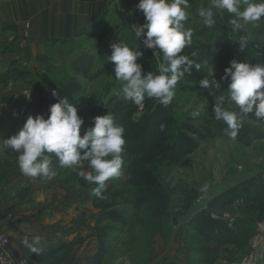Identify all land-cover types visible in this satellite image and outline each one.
I'll return each mask as SVG.
<instances>
[{
    "label": "rangeland",
    "instance_id": "374dc122",
    "mask_svg": "<svg viewBox=\"0 0 264 264\" xmlns=\"http://www.w3.org/2000/svg\"><path fill=\"white\" fill-rule=\"evenodd\" d=\"M208 2L190 0L185 24L193 30V44L184 53L202 68L193 67L191 75L181 79L167 109L176 120V129L191 124L198 131L209 128L211 132L201 139L185 130L197 146L178 161H142L145 124L159 101L146 98L140 107L117 96L122 82L115 79L114 66L106 61L110 45L122 41L143 52L138 63L144 73L158 74L159 64L164 62L162 52L155 60L134 39L133 25L145 23L144 14L136 8L139 0H111L85 32L66 40L33 42L28 51L15 55L11 64H0L3 139L17 134L30 116L20 110L31 101V88L41 82L43 74L56 81L74 77L85 87L78 108L84 118L81 135L93 126V117L110 112L116 101L129 102L122 120L116 122L124 127L127 141L122 175L106 182L103 198L92 194L95 185L73 170L59 167L55 157L56 176L33 181L21 173L18 152L6 149L0 153V205L41 203L45 214L55 208L56 217H63L62 227L59 221L57 224L58 237H45L44 251L32 253L30 260L35 258L39 264H95V257L103 252L99 264H264V120L248 114L233 140L225 131L227 125L217 121L212 112L215 95L225 97L226 109L239 112L228 98L230 79H222L224 69L233 59L264 63V55H260L264 54V19L247 26L253 38L241 48L227 13L217 14L213 28L203 24L197 13ZM82 53L94 57L93 79L71 72V62ZM192 53L196 55L192 57ZM9 66L10 71H6ZM210 67L220 85L211 90L214 95L199 84ZM141 167L152 170L154 184L129 183V172ZM110 212L119 213L121 219L106 217ZM61 244L65 246L49 252Z\"/></svg>",
    "mask_w": 264,
    "mask_h": 264
},
{
    "label": "clouds",
    "instance_id": "9594fccd",
    "mask_svg": "<svg viewBox=\"0 0 264 264\" xmlns=\"http://www.w3.org/2000/svg\"><path fill=\"white\" fill-rule=\"evenodd\" d=\"M136 8L144 14L145 23L133 25L134 39L142 40L146 49L162 52L164 62L159 64L158 74L154 71L144 73L142 64L138 63L142 51L122 41L112 43L106 61L113 64L115 79L122 82V88L115 94L140 107L146 98H155L167 107L173 102L181 79L186 74L191 75L193 67L202 68L201 63L184 53L193 44V30L185 27L190 0H139ZM218 13L229 15L231 30L239 35L240 46L244 48L253 38L246 31L247 26H255L264 19V0H209L197 14L207 28H213ZM195 55L191 54L192 57ZM222 79H230L228 98L239 112L226 109L222 95H215L212 112L217 121L227 125V135L235 140L245 116L254 113L255 117L264 120V63L233 59L224 69ZM199 84L209 89L210 95H214L211 90L220 88L212 67ZM56 94L53 91V95ZM49 111L47 119L43 115L29 116L17 134L0 138V153H5L6 149L18 152L21 173L33 181L38 178L51 180L56 176L55 157L59 167L71 169L88 184L95 185L92 194L103 198L106 182L122 175V154L127 142L124 127L115 123L113 115L107 112L93 117V126L84 129L81 135L84 118L66 97L52 104ZM22 243L32 253L44 251L39 235L31 240L26 237Z\"/></svg>",
    "mask_w": 264,
    "mask_h": 264
},
{
    "label": "crops",
    "instance_id": "0c3cea01",
    "mask_svg": "<svg viewBox=\"0 0 264 264\" xmlns=\"http://www.w3.org/2000/svg\"><path fill=\"white\" fill-rule=\"evenodd\" d=\"M110 1L0 0V64L8 66L15 55L28 51L33 42L66 40L85 32L97 22ZM42 205H0V232L10 237L6 251L13 259L31 258L32 252L22 243L26 237H58L57 224L59 221L62 227L63 217H56L55 208L45 214ZM30 261L39 264L35 258Z\"/></svg>",
    "mask_w": 264,
    "mask_h": 264
},
{
    "label": "trees",
    "instance_id": "16d2710c",
    "mask_svg": "<svg viewBox=\"0 0 264 264\" xmlns=\"http://www.w3.org/2000/svg\"><path fill=\"white\" fill-rule=\"evenodd\" d=\"M93 64L94 57L91 54L82 53L71 62L70 69L74 76L79 75L85 79H93L96 76V74L91 72ZM10 69L9 66L6 71H10ZM18 74L21 75L22 72L20 71ZM53 91L57 93L55 96L53 95ZM84 93L85 87L74 77L56 81L49 75L43 74L41 75V82L34 83L31 88V101L25 104L24 113L32 117L43 115L47 119L50 115L49 109L52 104L66 97L70 104L79 108L81 106L79 98ZM128 107L129 102L123 99L115 102L109 112L113 115L115 123L122 120L124 111ZM161 125H163V131H161ZM185 130L197 134L201 139L211 132L209 128L198 131L191 124H183L180 128L176 129V120L168 112L167 107L157 103L151 112L148 122L145 124V135L141 150L142 161L150 164L155 159L170 161L182 159L197 146V142L184 133ZM129 173V183L135 186L154 184L156 181L152 170L145 167L133 169ZM106 217L121 219L120 214L116 212L107 213ZM64 246L61 244L49 249V252L54 253ZM102 257L103 252L95 257L94 263L99 264Z\"/></svg>",
    "mask_w": 264,
    "mask_h": 264
},
{
    "label": "built area",
    "instance_id": "2783aa9c",
    "mask_svg": "<svg viewBox=\"0 0 264 264\" xmlns=\"http://www.w3.org/2000/svg\"><path fill=\"white\" fill-rule=\"evenodd\" d=\"M139 44L143 47L147 54L152 56L155 60L160 58L161 52L156 49H146L143 45V41L139 40ZM157 51V52H156ZM156 53V54H155ZM23 114V109L20 110ZM10 242V237L4 232H0V264H29L26 258L13 259L6 251V247Z\"/></svg>",
    "mask_w": 264,
    "mask_h": 264
},
{
    "label": "bare ground",
    "instance_id": "6f19581e",
    "mask_svg": "<svg viewBox=\"0 0 264 264\" xmlns=\"http://www.w3.org/2000/svg\"><path fill=\"white\" fill-rule=\"evenodd\" d=\"M245 264V263H244Z\"/></svg>",
    "mask_w": 264,
    "mask_h": 264
}]
</instances>
